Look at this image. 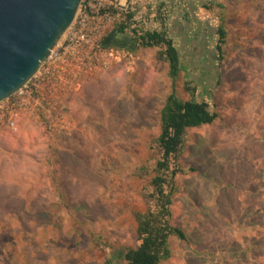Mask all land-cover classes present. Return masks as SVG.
Returning <instances> with one entry per match:
<instances>
[{"label": "rangeland", "instance_id": "374dc122", "mask_svg": "<svg viewBox=\"0 0 264 264\" xmlns=\"http://www.w3.org/2000/svg\"><path fill=\"white\" fill-rule=\"evenodd\" d=\"M99 34L0 103V264H105L136 248L172 83L156 49H106L126 13L178 49L217 121L187 131L161 264H264V0H101ZM223 24V60L215 50ZM115 259V260H114Z\"/></svg>", "mask_w": 264, "mask_h": 264}, {"label": "trees", "instance_id": "16d2710c", "mask_svg": "<svg viewBox=\"0 0 264 264\" xmlns=\"http://www.w3.org/2000/svg\"><path fill=\"white\" fill-rule=\"evenodd\" d=\"M115 25L114 34L104 38L101 44L106 49L134 52L138 49H156L166 62L172 88L159 113V135L157 146L160 159L156 162L154 175L150 180V207L135 215L138 246L126 248L118 257L124 264H161L171 254L169 240L186 241L185 232L171 224L172 197L176 189V178L193 173V168L183 169L179 162L185 148L188 130L213 125L219 118L208 102L197 98V88L192 82L184 83L187 99H180L174 88L181 70V60L174 41L165 30V23L159 19L161 29L148 30L135 20L136 11L123 15ZM215 50L219 61L223 60L228 33L223 24L216 29ZM115 260V259H114ZM105 264H118L107 261Z\"/></svg>", "mask_w": 264, "mask_h": 264}, {"label": "water", "instance_id": "95a60500", "mask_svg": "<svg viewBox=\"0 0 264 264\" xmlns=\"http://www.w3.org/2000/svg\"><path fill=\"white\" fill-rule=\"evenodd\" d=\"M82 0H0V103L39 72Z\"/></svg>", "mask_w": 264, "mask_h": 264}, {"label": "built area", "instance_id": "2783aa9c", "mask_svg": "<svg viewBox=\"0 0 264 264\" xmlns=\"http://www.w3.org/2000/svg\"><path fill=\"white\" fill-rule=\"evenodd\" d=\"M108 6L101 0H82L73 23L52 51L54 60L62 61L68 57H74L93 41L100 32L98 23L107 19ZM28 85L29 83L16 95L25 93Z\"/></svg>", "mask_w": 264, "mask_h": 264}]
</instances>
